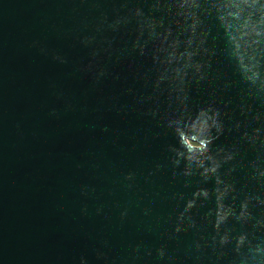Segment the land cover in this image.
I'll return each instance as SVG.
<instances>
[{"label":"water","instance_id":"water-1","mask_svg":"<svg viewBox=\"0 0 264 264\" xmlns=\"http://www.w3.org/2000/svg\"><path fill=\"white\" fill-rule=\"evenodd\" d=\"M151 2L0 0V264H78L81 254L89 264H157L142 250L133 260L131 246L138 242L153 249L166 242L173 254L168 264H229L236 255L232 242L223 246L224 255L218 260L208 249L202 254L186 250L197 230L205 237L213 234L203 214L214 201L190 210L197 229L167 240L184 199L197 186L211 190L213 181L198 185L200 177L182 175V159L172 164L171 146L178 144L166 119L180 105L175 92L169 95L167 82L154 100H138L152 95L154 71L150 56L125 48L135 35L130 30L134 22L115 33H103L113 41L111 54L101 53L99 58L109 75L94 81L80 70L92 57L78 37L93 32L101 12L111 19L126 12L121 4L133 3L148 12ZM205 23L209 25L205 47L213 52L196 58L211 66L205 81H187V103L195 110L212 101L225 112V131L213 146L240 148L230 162L235 163L230 179L241 189L236 194L238 205L245 192L264 196V179H251L250 162L256 151L240 137L245 116L239 105L246 86L233 71L214 22ZM101 35L96 33L97 39ZM40 46L48 54L39 51ZM51 51L64 55L67 62L53 60ZM113 74L118 78L113 79ZM245 103L256 111L259 101L247 98ZM153 105L155 117L147 114ZM237 120L241 127L228 130ZM105 125L107 131H102ZM127 171L135 173L131 189L123 179ZM144 207L151 208L147 216L141 211ZM123 208L128 212L121 221ZM250 210L260 215L264 206ZM223 227L230 228L233 237L241 231L239 222L231 218ZM96 249L103 250L105 258L98 259Z\"/></svg>","mask_w":264,"mask_h":264},{"label":"clouds","instance_id":"clouds-1","mask_svg":"<svg viewBox=\"0 0 264 264\" xmlns=\"http://www.w3.org/2000/svg\"><path fill=\"white\" fill-rule=\"evenodd\" d=\"M120 7L126 8V12L117 13L111 19L106 12H101L92 26L93 32L78 37L81 45L89 47V55L92 57L80 70L90 73L94 81L109 75L108 69L99 64V58L101 53L111 54L113 41L103 33H115L134 22V29L130 30L135 35L125 48L134 50L140 56H150L154 71L152 95L139 97L138 100L141 103L154 100L159 95L161 84L167 82L169 95L175 92V99L180 105L179 110L166 119V126L173 130L178 144L171 146L175 154L172 164L178 165L182 159V175L200 177L198 185H203L209 179L213 181L211 190L206 186H197L191 196L184 199L183 207L179 208L171 223V230L166 233L167 240L176 239V234L181 231L197 229V221L190 210L205 201H214V206L208 207L203 214L206 224H211L213 234L209 238L197 230L186 250L202 254L208 249L218 260L224 255L223 246L232 242V251L236 255L229 264H264V235H258L264 233V210L260 215H254L250 210L264 206V196L256 192H245L239 204H236V194L241 189L230 179L235 170V163L230 162L236 160L240 148L236 144L213 146V142L225 131L226 114L212 101L193 110L187 103L185 87L187 81L203 82L208 77L210 63L196 57L212 55L213 50L205 47V38L209 33V25L205 21L214 22L224 40L227 56L234 66L233 71L238 73L246 86L239 105L240 113L245 116L244 130L240 137L247 142L248 147L256 151L255 160L250 162L251 179H264V155L261 154V149H264V111L261 110V106H264V0H152L148 12L136 3L121 4ZM153 11L160 15L154 16ZM96 33L102 34L100 39H97ZM39 51L48 54L43 46H40ZM116 51V59H119L120 50ZM50 55L62 64L67 62L66 57L56 51H51ZM141 76H146V73ZM117 78L118 74H113V79ZM247 98L259 101L256 111L252 110L250 103H245ZM228 102L224 101L225 104ZM50 111L54 114L56 110L53 108ZM156 113L155 105L147 109V114L153 117ZM248 113H251L250 117ZM240 127L241 121L237 120L228 125V130ZM102 131H107V125L102 127ZM224 165L228 167L221 173L220 169ZM134 176L132 171L123 173L124 181L128 182L126 188L133 187L131 181ZM101 211V206H97L96 212ZM141 211L147 216L151 208L144 207ZM127 212V208L120 210L121 221ZM230 218L241 225V231L234 237L230 228L223 227L222 230ZM131 248L136 254L133 260L141 250L144 257L153 258L157 264H168L173 258L166 242L154 249L140 242L132 244ZM95 256L98 259L105 258V253L96 249ZM195 259L200 260V255H196ZM78 264L89 262L81 254Z\"/></svg>","mask_w":264,"mask_h":264}]
</instances>
